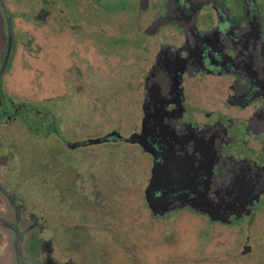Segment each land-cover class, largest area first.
I'll return each instance as SVG.
<instances>
[{
    "label": "flooded vegetation",
    "instance_id": "1",
    "mask_svg": "<svg viewBox=\"0 0 264 264\" xmlns=\"http://www.w3.org/2000/svg\"><path fill=\"white\" fill-rule=\"evenodd\" d=\"M43 1L47 8L37 0H15L18 8L13 11L9 0H2L11 17L9 54L8 26L0 6V217L25 231L27 227L38 232L42 227L39 200L47 189L49 198L70 203L64 214L75 216L76 222L97 221L113 211L121 229L127 223L136 230V216L125 218L117 205L124 172L88 174L82 162L105 146L143 150L142 143L131 138L144 132L152 141L143 123L153 113L152 119L170 123L179 135L186 128L195 134L190 147L165 156L180 163V170H195L196 191L198 184L212 185L209 197L214 198L232 182L233 172H240L259 193L243 211L228 212L224 221L199 211L198 198L195 210L189 205L171 207L168 213L180 210L184 218H195V233L208 238L204 246L195 240V264L197 257L209 254H227L216 264H237L232 259L236 252L243 257L242 264H261L264 242L257 240L264 233V0H114L112 10L127 9L133 15L128 35L104 34L99 16L89 17V5L100 7L103 0L89 4L88 0H61L69 7L65 21L55 11L59 0ZM30 7L32 19L23 18ZM17 28L25 33L23 37ZM136 65H142L137 84L139 119L132 100L123 126L90 125L88 120H100L98 104L103 107L109 101H89L88 90L99 95L104 78ZM67 76L76 79L72 82ZM60 105L65 106L64 112L69 107L70 115L71 108H80L79 119L70 120L76 123L72 128H63V117L68 116ZM111 134L119 139L103 141ZM158 145L164 155L167 145ZM76 157L82 162H74ZM126 191L133 199V189ZM196 195L201 197L199 191ZM146 201L145 193L140 194L143 235L130 244L142 264H164L154 260H161L163 253L146 247L149 239L152 244L165 231L163 226H152L158 218L145 208ZM53 222L48 226L56 232L62 226ZM72 229L87 228H64L65 232ZM9 249L0 228V264L12 261ZM172 249L183 254L182 245ZM214 263L207 257L200 260V264Z\"/></svg>",
    "mask_w": 264,
    "mask_h": 264
},
{
    "label": "rangeland",
    "instance_id": "2",
    "mask_svg": "<svg viewBox=\"0 0 264 264\" xmlns=\"http://www.w3.org/2000/svg\"><path fill=\"white\" fill-rule=\"evenodd\" d=\"M37 1L40 3V6L47 8L43 0ZM112 1L115 2L114 0H103V5L100 7H96L94 4V6L89 5L88 9H86L89 13V17L96 19V14L99 16L101 25L106 30L104 34L128 35L131 31L133 15H131L127 9H120L119 11L112 10ZM14 2L15 0H9L13 11L18 8L13 4ZM90 2H92V0H88V4ZM58 5L59 7L55 6V11L58 13L59 17L65 21L70 17L69 7L61 0H59ZM25 11L26 14L23 15V18L32 19V13H30L32 12V8H27ZM16 15L17 13L12 14L13 17ZM20 28L24 29V27ZM21 29L17 28V33L19 36L23 37L25 33H22ZM39 34L41 33L39 32ZM155 49V42H152V54ZM43 51H47V48H44ZM141 66L142 65H136L135 67L120 68L114 77L104 78V89L99 91V95L96 91H92V89L88 90L89 101L97 98L109 101L106 104L103 103V107H101L100 103L98 104L99 114H101L100 120H88L90 125L95 126L100 124L103 125L104 128H114L118 124L123 126L125 124L123 120H126V115H128L132 100L136 105V120L139 119L141 114L139 107L141 96L138 93L137 84L140 77ZM67 78L72 80V82L76 79L74 76H67ZM76 82L79 83L78 80ZM131 95L134 96V99ZM73 98H79V96L73 94ZM77 106L79 105L77 104ZM90 108L91 107H88V110H90ZM64 109H66L64 105L59 106V110L68 116L63 117L65 122L62 123V125H64L63 128H72L76 123H74V121L70 122V120L71 118L74 120V117L79 119L80 108H71L72 115H70L69 107H67L66 112L63 111ZM89 115L96 114L89 113ZM136 125L139 127V122H136ZM75 159L74 162L76 163L82 162L77 159V157ZM82 164L87 168L88 174L95 172L99 174L102 171L103 174L111 173L117 176L118 173L124 172L125 181L123 183L119 181L121 190L118 192L120 199L117 201V205L120 213L125 214V218L130 214L132 218L136 216L135 226H137V228L135 230L133 224L128 226L127 223H124V230L121 229L118 219L113 217L116 215L113 211H111L110 214L105 213L97 221L76 222L75 216L70 217L69 214H64L65 206L67 207L70 203L66 202L63 204L53 200V198H49L48 191L45 189V192L40 196L39 200V210L41 213L40 226H42L39 232L41 239L49 243L48 245L52 249V258L61 264H130L128 261L129 258L132 259L135 264H142L136 255V248H132L130 242L132 239L135 242L140 235H143L141 232L144 229L145 213L140 203V194L145 193L151 182L155 166L154 154L149 150H142L138 146L132 149L128 148L127 145L105 146L103 149H97L93 154H88ZM104 178L107 179L106 174ZM105 179L104 181L106 182L107 180ZM91 183L92 181L88 176L86 184L88 190L91 188ZM129 187L134 191L133 199L127 197L128 191L126 190H128ZM144 205L147 210H151L152 214L155 215L154 217L158 218L155 220L156 222L152 221V226L156 225L157 228L163 226L165 229L162 236L158 233L157 238L152 244L150 242L151 239H147L148 242L146 243V247L148 249L151 248V251L154 253H163V259L161 258L160 260V257H157L154 260L159 262L164 261V264H195V240L203 246L208 244V238H202V235L200 236L195 233V218H192L190 215H185L186 218H184V212L180 210L168 213L172 206H168L166 209L159 211L153 210L148 201H146ZM114 206H116V203L113 204V207ZM52 221H54L53 223L57 226L61 225L62 229L59 227L56 232H53L48 226ZM75 225L83 226L87 229L78 231L72 229L71 232H65V227H73ZM94 227H103L104 229L98 233L93 231ZM26 229L28 232L29 250L36 252L37 243L33 237V229L31 230V228L27 227ZM153 230L155 231V229ZM157 231L158 229H156V232ZM133 233L135 237L132 238ZM53 234H55V236H53ZM153 237L154 235H152V239ZM50 241L53 243L50 244ZM257 242H264V233L259 236ZM175 244L179 246L182 245L183 254H176V249H172ZM161 246H163V248ZM165 251H167V253ZM234 255L236 256H233L232 259L238 260L237 264H242L243 257L241 258L238 252ZM104 256H106L105 259ZM204 257H207L208 260H214V264H216L225 259L227 254H222L220 256L217 254L211 256V254H209L207 256L197 257V263L200 264V260ZM261 264H264V260Z\"/></svg>",
    "mask_w": 264,
    "mask_h": 264
},
{
    "label": "water",
    "instance_id": "3",
    "mask_svg": "<svg viewBox=\"0 0 264 264\" xmlns=\"http://www.w3.org/2000/svg\"><path fill=\"white\" fill-rule=\"evenodd\" d=\"M0 6L8 26L9 54L13 37L11 17L2 0H0ZM152 116L154 117L153 113ZM152 116L147 117L143 123L145 130L147 128L152 133V141H149V136L145 137L144 132L143 134L133 136L131 141L142 143L143 148L151 151L155 156L153 176L145 191L146 199L153 210L161 211L168 206L175 205H189L195 210V199L198 198L196 200V208L199 211L224 221L228 217V212L243 211L247 203H252L253 200L257 199L259 195L257 187L247 185L248 183H245L240 172H233L232 182L225 188L223 187L220 192L217 191L214 198L209 197L212 185L198 184L200 188L198 191L201 197L197 196L196 193L198 191L195 190V170H180V163L170 162L165 156L175 152V150H180V148L190 147L195 134L188 131L189 128H186L183 131V135H179L170 123L164 122L166 123L164 124L154 118L152 119ZM155 136L156 138H154ZM111 138H114V140L119 139L117 135L111 134L103 138V141ZM158 143L167 145L164 155H162L163 151L160 150L161 145H158ZM155 145L157 146L154 147ZM163 156L165 157L163 158ZM0 228H2V231L6 235L10 248L12 261H9V264H60L50 257L52 249L48 245V242L41 239L39 231L33 232V237L36 243L39 241L41 248L36 252H32L29 248L27 249V231L4 217H0ZM44 253H46L47 258L44 257Z\"/></svg>",
    "mask_w": 264,
    "mask_h": 264
}]
</instances>
